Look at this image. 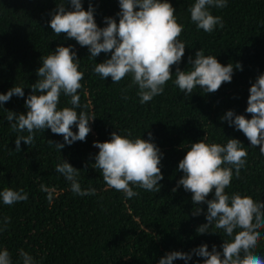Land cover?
Instances as JSON below:
<instances>
[{
	"label": "trees",
	"instance_id": "16d2710c",
	"mask_svg": "<svg viewBox=\"0 0 264 264\" xmlns=\"http://www.w3.org/2000/svg\"><path fill=\"white\" fill-rule=\"evenodd\" d=\"M63 2L66 10H72L69 0H0V93L15 85L24 91L23 97L13 95L0 106V191L23 189L28 195L27 200L13 205L3 204L0 198V250L9 251L12 264H23L21 249L37 264H158L171 251L190 253L202 244H207L209 251L215 245L222 252L227 239L222 231L213 233L210 228L197 233L207 222V203L194 204L192 193L177 186L184 176L178 165L192 143L203 140L223 145L230 138L238 139L247 150L246 163L239 177L233 169L231 185L225 191L229 196L239 193L264 203V155L259 146H251L242 131L221 119L229 109L251 118L246 112L249 88L264 74V0H227L222 9L210 8L224 23L212 33L191 21L189 8L195 0H169L177 22L183 25L179 39L186 44L185 54L178 66H172L173 77L163 93L144 104L130 75L112 83L111 77L103 79L93 71L110 53L92 58L89 49L75 39L63 33L56 36L49 21ZM90 2L98 27L106 26L105 17L119 22V0H82V7L87 10ZM69 45L84 73L77 111L96 117L89 122L91 131L85 141L65 144L60 151L48 140L64 143L62 135L50 129L36 131L34 144L21 141L17 152L16 136L28 133L11 130L8 110L26 114L25 100L32 93V84L40 79L37 70L42 58L58 46ZM199 49L223 65L232 63V80L215 93H205L197 86L186 95L174 83L176 68L190 70L189 57L194 59ZM237 63L242 70L235 67ZM69 101L70 97L61 94L58 107H71ZM72 130L78 128L74 125ZM114 131L145 140L151 132V141L163 154L158 192L130 185L139 195L128 198L108 188L101 170L94 166L99 149L93 145L110 140ZM64 160L79 169L81 188H95V195L71 191V182L56 171V165ZM41 185L52 192L51 202ZM213 198L214 189L207 199ZM197 207L202 212L193 215ZM5 218L10 221L5 223ZM260 232L262 238L254 251L264 258V229ZM204 259L193 253L190 260L176 259L173 264H203Z\"/></svg>",
	"mask_w": 264,
	"mask_h": 264
},
{
	"label": "clouds",
	"instance_id": "9594fccd",
	"mask_svg": "<svg viewBox=\"0 0 264 264\" xmlns=\"http://www.w3.org/2000/svg\"><path fill=\"white\" fill-rule=\"evenodd\" d=\"M69 3L72 10H66L63 2L52 13L49 24L56 36L63 33L67 38L75 39L89 49L92 58L102 52L110 53V58L97 63L93 71L103 79L111 77L112 83H119L130 75L132 85L138 86L141 104L163 93L166 83L173 77L172 66L179 65L186 45L179 39L183 25L177 22L175 9L169 0H119V22L105 17L106 26L102 28L94 19L91 2L87 10L82 7V0H69ZM226 5L227 0H195L189 8L191 21L206 33H212L217 25L223 28L222 18L213 15L209 9H222ZM189 64L192 68L188 71L176 68L174 81L186 95L197 86L205 93H215L224 82L232 80L233 64L223 65L215 56L204 55L202 49L196 51L194 59L189 57ZM235 67L242 70L239 63ZM37 75L40 79L32 84V93L25 100L26 114L8 110L6 119L11 130L28 133L27 136H16L15 150L21 151V141L27 145L34 144L35 132L45 129L63 136L64 143L48 140L59 151L65 144L85 141L91 131L89 122L96 117L86 111H77L80 108L78 90L82 88L84 73L79 70V59L72 46H58L52 54L43 57ZM249 93L246 112L251 114L250 119L235 114L231 109L221 119L242 131L251 146H259L260 153L264 155V74L257 76ZM61 94L70 97L71 107H58ZM13 95L23 97V87L15 85L6 93H0V106ZM74 125L78 128L76 132L72 130ZM129 136L114 131L110 140L95 141L93 146L99 149L95 168L101 170L108 188L123 192L128 198L139 195L130 185L158 192L159 181L163 179L160 168L163 154L151 141V132L148 140L141 137L131 139ZM247 155V150L235 138L228 139L223 145L208 144L203 140L191 144L179 162L178 169L184 176L177 181V186L182 185L192 193L194 204L207 203V222L197 228V233L204 234L211 228L213 233L222 231L227 239L221 246L222 252L215 245L209 251L207 244H202L190 253L171 251L161 257L158 264H173L176 259L187 261L193 253L205 258L203 264H264V258L254 251L262 238L260 230L264 229V203L239 193L229 196L225 191L231 185L233 169L239 177ZM56 171L71 182L74 194L95 195V188H81L77 180L79 169L66 160L56 165ZM213 189L214 198L207 199ZM41 190L48 193L47 198L51 202L52 192L45 185H41ZM0 198L3 204L13 205L27 200L28 195L23 189L5 188L0 191ZM201 212L202 209L197 207L193 215ZM9 221L10 218H5V223ZM19 255L23 264H37L23 249ZM0 264H12L7 249L0 250Z\"/></svg>",
	"mask_w": 264,
	"mask_h": 264
}]
</instances>
